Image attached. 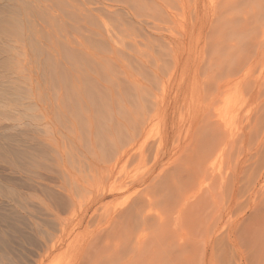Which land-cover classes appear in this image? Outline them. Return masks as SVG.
<instances>
[{
	"label": "rangeland",
	"instance_id": "rangeland-1",
	"mask_svg": "<svg viewBox=\"0 0 264 264\" xmlns=\"http://www.w3.org/2000/svg\"><path fill=\"white\" fill-rule=\"evenodd\" d=\"M16 1V50L67 48L83 67L71 59L55 93L39 65L19 73L40 81L17 128L37 115L57 145L51 169L34 168L52 189L34 191L15 239L2 226V264H264V0H145L136 17L127 0Z\"/></svg>",
	"mask_w": 264,
	"mask_h": 264
},
{
	"label": "bare ground",
	"instance_id": "bare-ground-1",
	"mask_svg": "<svg viewBox=\"0 0 264 264\" xmlns=\"http://www.w3.org/2000/svg\"><path fill=\"white\" fill-rule=\"evenodd\" d=\"M11 1V0H10ZM16 1V0H14ZM115 1V0H114ZM130 7H132L133 12L130 11H126L128 13H130V15L137 16V13L139 11L143 10L145 11V9L147 8V6H149V3L146 2L145 0H127ZM117 2V1H116ZM23 4H27L26 2H22ZM124 3V2H123ZM2 9H4V13L2 15H0V31L2 33V35L4 36H0V71H5V79L3 78V76L0 75V264H2V258L3 255L5 254V252L2 251V245L7 242H5V237L7 236V234L5 235V228H7V226L12 230V234H13V238H16V232L18 231V227H19V223H20V219H19V214H22V211L25 212H30L32 211L33 208V198L38 197L35 193L36 196H34V191L35 190H48V189H52V186L50 187V185L45 182L44 180H49L50 178H52V172L50 173L49 170L44 171L43 173H39L34 171V168H36V170H40L43 169L41 166L46 164V167L51 169V165L48 166L47 163L49 164V162H47L50 157H54L56 156V154L54 155V149H52L54 146L52 144H54L52 141H50V137L49 138H44V134L40 132V127L39 125H34L32 123V121H36L35 119V115L32 119L31 117V122H24V124H26V126H28L27 129H19L17 128L18 124H20V120L22 119V116L19 115H23L25 116V118H29L30 119V114L32 113L31 110H33V108L35 107V103L32 101V98L34 99V97L31 96V93L29 91V87L27 86V83H29L31 81V83L34 81H40V77L42 78H46L50 80V84L46 83L47 81H42L43 83H46L48 86V89H55V88H59L60 86H63V84L67 82L68 79L65 80L66 77H68V68H71V66H73L75 64V66L77 68H79L82 65V53H74L72 50H70V52L66 51L64 54H62L64 52H58L56 53V55L51 54L49 51H47L49 48L46 49V47H48L45 44H42L40 48H44L43 50L40 49L38 46L35 47L36 50V54L40 55L41 53L44 55L42 57V59H40L39 57L34 56L37 58V61H35L36 59L32 58L33 55H31L27 49H21L20 51L16 50L17 46L16 45H12L11 43H9L8 41L13 40V36H18L21 34L22 31V27H21V16L23 15L24 9L26 10L25 7H21V4L16 2H12V4H10L8 2H4L2 3ZM120 5L121 4L119 2ZM127 3H125L126 5ZM119 5V6H120ZM120 8V7H119ZM125 8V7H123ZM135 8H139L138 11L135 10ZM152 7H150L149 9H151ZM131 9V8H130ZM28 10V9H27ZM121 10V9H120ZM7 11V12H6ZM125 11V12H126ZM126 12V14H127ZM38 13V12H37ZM140 13V12H139ZM128 15V16H130ZM135 16V17H136ZM132 17V16H131ZM21 30V31H20ZM23 33V32H22ZM34 43V42H32ZM39 44V43H38ZM46 47H43V46ZM68 52V53H67ZM66 54V55H65ZM21 55H23V57H20ZM73 55H75V57L73 58ZM22 58V59H21ZM71 59L74 60L75 63H73L72 61H70ZM26 61V62H25ZM69 61V62H68ZM34 62V63H33ZM36 64L39 62V64ZM72 62V65L69 66ZM31 64V66H27L29 71H33L37 68L41 69L43 76H33L31 75V73H27V74H19L21 70H26V65L27 64ZM33 64V65H32ZM36 66H35V65ZM67 64V65H66ZM81 64V65H80ZM76 67H72L73 71L77 70L75 69ZM83 66H81L82 68ZM34 68V69H33ZM37 68V69H38ZM27 69V70H28ZM68 69V70H67ZM79 70V69H78ZM40 71V72H41ZM71 69L69 70V74H70ZM74 71V72H75ZM82 71V70H80ZM86 71V70H85ZM35 72V71H34ZM39 74V73H38ZM74 74V73H73ZM82 74V73H81ZM41 75V74H40ZM67 75V76H66ZM72 76V75H71ZM74 77V76H73ZM39 78V80H37ZM75 78V77H74ZM87 78V77H86ZM96 78V77H95ZM72 79V78H71ZM89 79V78H88ZM77 80V79H76ZM80 80V78H79ZM83 80V79H82ZM95 80V79H94ZM97 80V79H96ZM29 81V82H28ZM92 81V80H91ZM99 81V80H98ZM58 83H63V84H57ZM94 82V81H93ZM100 82V81H99ZM99 86L93 90V91H89L86 93L88 94L89 92L91 93L93 100V103H98V101H102L103 102V98L99 99L97 96H101L100 94L103 93L102 89L104 87V83L101 84V82L99 83ZM132 85H135L136 83L134 81H132ZM75 83V82H74ZM83 83H85L83 81ZM82 83V84H83ZM87 83V82H86ZM97 83V81H96ZM42 84V83H41ZM40 84V85H41ZM95 84V82H94ZM97 84V85H98ZM112 84V83H111ZM67 85V84H66ZM39 86V85H38ZM68 86V85H67ZM67 86L65 87V89L67 88ZM80 86V85H79ZM89 86V85H88ZM92 86V85H91ZM119 86V85H118ZM131 86V85H130ZM77 87V85H76ZM75 87V88H76ZM81 87V86H80ZM95 87V86H94ZM117 87V86H116ZM69 88V86H68ZM90 88V87H89ZM110 90V87H107ZM118 88V87H117ZM129 88V87H127ZM53 89V91H54ZM73 89V88H72ZM86 89V88H85ZM92 89V88H91ZM121 89V94H119V92L117 93L120 97V95L122 96V91L123 89ZM119 89V90H120ZM130 89H133L134 91H130ZM64 90V89H63ZM67 90V89H66ZM71 91V89H69ZM74 90V89H73ZM84 90V88H83ZM87 90V89H86ZM104 90V89H103ZM108 90V89H107ZM56 91V89H55ZM55 91L53 93H55ZM95 91V92H94ZM98 91V92H97ZM118 91V90H117ZM66 92V91H65ZM72 92V91H71ZM75 92V90H74ZM74 92H72V94H74ZM78 92V89L77 91ZM80 92V90H79ZM85 92V90L83 91V93ZM124 92L126 93V97L127 99H131V100H135L134 102H140L142 101V94L138 93V91L136 92V90L134 89V87H131L129 89H124ZM58 93V92H56ZM70 93V92H69ZM33 94V93H32ZM71 94V93H70ZM78 94V93H76ZM82 94V93H81ZM85 94V93H84ZM98 94V95H97ZM107 94H109V92L107 91ZM65 95V94H62ZM75 95V94H74ZM89 95V94H88ZM90 96H87V98H90ZM103 95H105L103 93ZM60 96V94H59ZM68 96V94L66 95ZM71 96V95H70ZM56 97V96H54ZM62 98V96H60ZM91 97V98H92ZM97 97V98H96ZM60 98V99H61ZM74 97H72L73 99ZM77 98V97H76ZM96 98V99H95ZM113 98V97H112ZM122 98V97H121ZM67 99V98H66ZM71 99V101L73 102V100ZM75 99V98H74ZM81 99H83V96L81 97ZM90 100V99H89ZM87 100V101H89ZM123 102H126L125 99H121ZM68 101V100H67ZM120 101V102H122ZM32 102V103H31ZM34 103V104H33ZM68 103V102H66ZM80 103V102H79ZM95 103V104H96ZM132 103V101H130V104ZM34 107H32L33 105ZM74 104V103H73ZM77 103H75V105H77ZM80 105V104H79ZM88 105V104H87ZM86 105V106H87ZM103 105V104H102ZM70 106V105H69ZM71 107V106H70ZM69 107V108H70ZM77 107V106H76ZM75 107V108H76ZM88 107V106H87ZM86 107V108H87ZM94 107V106H93ZM3 108H7L6 110H3ZM74 108V109H75ZM78 108V107H77ZM80 108V107H79ZM90 108V107H89ZM96 108V107H95ZM94 108V109H95ZM99 108V107H98ZM97 108V109H98ZM84 109V108H83ZM97 109H96V114H97ZM36 110V109H35ZM100 110H105V109H100ZM73 111V110H72ZM82 111V110H81ZM94 111V110H93ZM99 111V110H98ZM101 111V112H102ZM34 112V110H33ZM71 112V111H70ZM80 113V112H79ZM100 113V112H98ZM81 114V113H80ZM17 115L19 116V118L17 117ZM98 115V114H97ZM102 116V115H101ZM221 116V115H220ZM210 118V117H209ZM208 118V119H209ZM215 118V117H214ZM221 119V118H220ZM224 119V118H223ZM7 120H12L13 122L16 123H6ZM23 120V119H22ZM213 121V120H212ZM9 122V121H8ZM18 123V124H17ZM37 123V122H36ZM47 124H45L44 126L46 127ZM25 128V127H24ZM49 129V128H47ZM143 131V130H142ZM44 132V131H43ZM46 133V132H45ZM48 134V130L47 133ZM43 135V136H42ZM49 139V140H48ZM128 144V143H127ZM53 147H52V146ZM55 145V144H54ZM57 145V144H56ZM55 145V146H56ZM129 145V144H128ZM124 146V145H122ZM52 147V148H51ZM58 147V146H57ZM119 147V145H118ZM116 148V147H115ZM124 148H126L124 146ZM120 149V148H119ZM60 150V149H59ZM63 150V149H62ZM122 151V148L120 149ZM126 150V149H125ZM129 150V149H128ZM69 152V151H67ZM71 152V151H70ZM118 152V149H117ZM77 153V152H76ZM114 153V152H113ZM123 153V152H122ZM72 154V153H70ZM112 154V153H111ZM69 155V154H68ZM110 155V154H109ZM114 155V154H113ZM107 156V155H106ZM110 157V156H107ZM53 158V160H54ZM113 158V157H112ZM114 159V158H113ZM106 160V159H105ZM109 160V158H108ZM111 160V158H110ZM215 160V159H214ZM116 161V160H115ZM114 162V161H113ZM207 162V161H206ZM194 163V162H193ZM192 163V164H193ZM184 164V163H183ZM107 165V164H106ZM113 166V165H112ZM205 166V165H204ZM213 166V165H212ZM112 169V168H111ZM202 170V169H201ZM52 171V170H51ZM36 172V174L34 175V173ZM184 172V171H183ZM206 172V171H205ZM205 175V174H204ZM203 175V176H204ZM183 176V175H182ZM186 176V175H184ZM197 176V175H196ZM38 178V179H36ZM72 178V176H71ZM71 178L69 180H71ZM185 178V177H184ZM186 179V178H185ZM67 180V179H66ZM172 180V179H171ZM186 181V180H185ZM193 181V180H192ZM70 181H68L69 183ZM176 182V181H175ZM66 184V183H65ZM170 184V183H169ZM168 184V185H169ZM187 184V183H186ZM188 185V184H187ZM193 185V184H192ZM72 186V183H71ZM76 186V185H75ZM172 187V186H171ZM178 187V186H177ZM192 187V186H191ZM203 187V186H201ZM102 189V188H101ZM179 189V188H178ZM184 189V188H183ZM54 190V189H53ZM173 190V189H172ZM55 191V190H54ZM62 191V190H61ZM64 191V190H63ZM70 191V190H69ZM103 191V190H102ZM180 191V190H179ZM200 192V191H199ZM50 193V192H49ZM91 193V192H90ZM43 194V193H42ZM67 194V192H66ZM195 194V193H194ZM52 195V194H51ZM54 195V193H53ZM52 195V196H53ZM58 196V194H56ZM47 196V194H46ZM179 196V195H178ZM51 197V196H50ZM191 197V196H190ZM49 198V197H47ZM137 198V197H136ZM187 198V197H186ZM37 199V198H36ZM56 199V198H55ZM132 199V198H131ZM130 199V200H131ZM191 199V198H190ZM38 200H42V198H38ZM187 200V199H186ZM63 201V200H62ZM137 201V199H136ZM41 202H44L41 201ZM50 202V201H49ZM48 202V204H49ZM55 202V201H54ZM151 202V201H150ZM188 202V201H187ZM46 203V202H45ZM67 203V202H66ZM71 203V202H70ZM69 203V204H70ZM129 203V202H128ZM137 203V202H136ZM181 203V202H180ZM186 203V202H185ZM190 203V202H189ZM42 204V203H41ZM47 204V203H46ZM45 206H48V204ZM62 204V202H61ZM64 204V203H63ZM152 204V203H151ZM36 205V204H35ZM34 205V206H35ZM107 205V204H106ZM105 205V206H106ZM122 205V204H121ZM132 205V204H131ZM129 205V206H131ZM136 205V204H135ZM150 205V204H149ZM37 206V205H36ZM35 206V208H36ZM39 206V205H38ZM154 206V205H153ZM174 206V205H173ZM59 207V206H58ZM140 207V206H139ZM138 207V208H139ZM180 207V205H179ZM50 208H52V206H50ZM79 208V207H78ZM128 208V206H127ZM155 208V206H154ZM154 208H152V210H154ZM47 209V208H46ZM53 209V208H52ZM59 209V208H58ZM122 209V208H121ZM142 209V208H141ZM146 209V208H145ZM34 210V209H33ZM48 210V209H47ZM98 210V208H97ZM96 210V211H97ZM140 210V209H139ZM143 210V209H142ZM151 210V211H152ZM157 210V209H156ZM35 211V210H34ZM52 211V210H51ZM93 211V210H92ZM145 211V210H144ZM150 211V208H149ZM33 212V211H32ZM135 212V211H134ZM137 212L139 213V211L137 210ZM142 212V211H141ZM155 212V211H154ZM120 213V212H119ZM129 214V212H127ZM147 213V212H145ZM144 213V215H145ZM158 213V210H157ZM160 213V212H159ZM127 214V215H128ZM134 214V213H133ZM149 215V214H147ZM28 216V215H27ZM27 216H23L26 219L25 220H21V224H26V220H31L29 218H27ZM131 216V215H130ZM133 216V215H132ZM135 216V215H134ZM163 216V215H162ZM30 217V215L28 216ZM32 218V217H30ZM35 219V218H34ZM24 221V223H23ZM32 221V220H31ZM141 222V221H140ZM30 222H27V224H29ZM33 223V222H32ZM32 223L30 225H32ZM26 224V225H27ZM141 224V223H140ZM143 224V223H142ZM35 225V224H34ZM32 225V226H34ZM4 229H3V227ZM148 227V224H147ZM9 231V229H8ZM10 232V231H9ZM140 233V232H139ZM132 234V233H131ZM140 236V235H139ZM8 237V236H7ZM12 238V236H9ZM139 238V237H138ZM13 239V240H14ZM7 240V239H6ZM5 242V243H4ZM6 246V245H5ZM5 248V247H4ZM4 250V249H3ZM4 253V254H3Z\"/></svg>",
	"mask_w": 264,
	"mask_h": 264
}]
</instances>
